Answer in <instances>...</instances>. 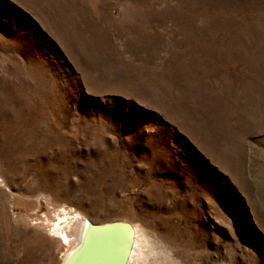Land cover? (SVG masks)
<instances>
[{"label":"rangeland","instance_id":"rangeland-1","mask_svg":"<svg viewBox=\"0 0 264 264\" xmlns=\"http://www.w3.org/2000/svg\"><path fill=\"white\" fill-rule=\"evenodd\" d=\"M61 209L264 264V0H0V264H61Z\"/></svg>","mask_w":264,"mask_h":264},{"label":"bare ground","instance_id":"bare-ground-1","mask_svg":"<svg viewBox=\"0 0 264 264\" xmlns=\"http://www.w3.org/2000/svg\"><path fill=\"white\" fill-rule=\"evenodd\" d=\"M57 219L59 222L53 230L68 243L61 264H129L134 256L139 260L140 254L143 257L150 254V241L135 226H132V239L127 246V231H123L120 224L92 222L79 212L65 209H61Z\"/></svg>","mask_w":264,"mask_h":264},{"label":"water","instance_id":"water-1","mask_svg":"<svg viewBox=\"0 0 264 264\" xmlns=\"http://www.w3.org/2000/svg\"><path fill=\"white\" fill-rule=\"evenodd\" d=\"M122 225L123 226V231H127L126 234V242H127V246H129L131 239H132V225L128 224V223H124V222H112L110 223V225ZM121 264V263H120Z\"/></svg>","mask_w":264,"mask_h":264}]
</instances>
